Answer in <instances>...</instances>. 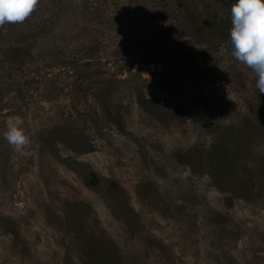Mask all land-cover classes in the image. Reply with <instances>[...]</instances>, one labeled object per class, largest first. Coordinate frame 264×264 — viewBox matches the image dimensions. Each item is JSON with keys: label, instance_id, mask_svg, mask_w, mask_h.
Segmentation results:
<instances>
[{"label": "rangeland", "instance_id": "1", "mask_svg": "<svg viewBox=\"0 0 264 264\" xmlns=\"http://www.w3.org/2000/svg\"><path fill=\"white\" fill-rule=\"evenodd\" d=\"M234 2L40 0L0 27V264H264V94L230 54Z\"/></svg>", "mask_w": 264, "mask_h": 264}, {"label": "clouds", "instance_id": "2", "mask_svg": "<svg viewBox=\"0 0 264 264\" xmlns=\"http://www.w3.org/2000/svg\"><path fill=\"white\" fill-rule=\"evenodd\" d=\"M40 0H0V27L24 23L36 11ZM231 56L250 69L256 78L255 86L264 94V0H235L231 6ZM24 119L10 115L6 120L3 136L11 148L20 152L30 144ZM190 165H182L176 178L186 181L192 177ZM202 182L210 183L205 173Z\"/></svg>", "mask_w": 264, "mask_h": 264}, {"label": "trees", "instance_id": "3", "mask_svg": "<svg viewBox=\"0 0 264 264\" xmlns=\"http://www.w3.org/2000/svg\"><path fill=\"white\" fill-rule=\"evenodd\" d=\"M249 174L247 175V179L246 181H244L245 183H252L253 179H254V171L252 169L248 170Z\"/></svg>", "mask_w": 264, "mask_h": 264}]
</instances>
